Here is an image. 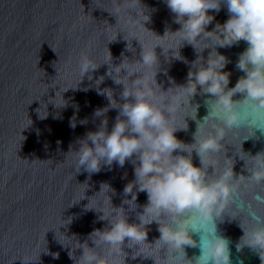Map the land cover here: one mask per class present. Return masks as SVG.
Here are the masks:
<instances>
[{
	"label": "water",
	"instance_id": "obj_1",
	"mask_svg": "<svg viewBox=\"0 0 264 264\" xmlns=\"http://www.w3.org/2000/svg\"><path fill=\"white\" fill-rule=\"evenodd\" d=\"M208 14L213 19L204 30L209 32L215 31L216 24H223L228 15L223 4L218 12L208 10ZM179 28L164 0H121L120 3L116 0H0V264H74L82 249L71 248L70 244L87 243L93 247L88 234L108 226L106 219H98L102 213L86 210L89 207L105 213L112 206L121 207L128 223H138L137 216L147 202L146 194L137 193L135 207L122 203L128 198L123 194V187L134 179L133 165L126 160L123 167L113 163L111 170L102 167L99 172L89 174L83 167H75L71 153L67 152L69 145L73 151L78 149L77 139L87 131H95L100 123V117H93V110L106 106L108 100L96 94L97 87L110 89L112 99L118 104L124 102L120 96L123 85L113 82L112 76L117 74L111 69L122 60L125 65L139 62L142 48L151 50L156 45L153 49L156 65L150 71L156 72L155 81L161 92L184 84L191 63L201 58L204 64L213 48L228 61L222 71L229 73V88L244 75L234 65L246 42L241 40L220 47L212 45L222 42L218 37L206 41L198 35L196 39L200 40L194 42L195 50L191 44L180 41L182 33L165 32ZM180 42L178 51L183 59L177 60L172 53ZM82 57L97 67L81 77ZM118 75L126 76V70L121 68ZM139 75L134 72L127 76L128 82ZM98 77H103L99 84ZM84 88L88 90L83 91ZM197 92L189 99V105H193H185L170 122L171 127L186 124V128H178L173 133L184 144L194 142L196 123L207 114L205 99L210 98L209 94L199 93V86ZM241 98L240 93L232 97L233 100ZM64 101L66 105L61 106ZM74 113L77 124L70 128L69 117ZM117 114L118 108H109L105 113L107 130H111ZM84 118L87 123L80 124L78 121ZM243 138L234 133L222 138L220 152L202 156L205 165L211 161L222 169L232 159L234 178L249 175L246 167L255 158L247 155L264 151V136L257 130L253 137L241 141ZM176 154L174 151L173 155ZM179 154L189 155L183 151ZM191 161L201 167L195 150L191 152ZM205 173L212 176L213 166L208 165ZM102 183L114 191L105 192L107 186ZM255 190L264 195V184L249 185V192ZM253 205L264 216V206H256L254 202ZM70 218L71 222L67 223ZM220 219L216 221L217 230L230 241V258L235 261L239 257L243 264H264V251L260 252V259L256 251L246 246L239 252L235 250L243 235L241 227L246 233L249 231L247 218L228 207ZM145 227L147 242L152 243L160 235L157 224L153 222ZM73 234L75 241L71 240ZM190 236L194 242L198 241V234L190 233ZM247 242L245 235L241 243ZM137 247L122 245L127 254L125 264H162L160 256L163 258L164 248L158 254L155 247L149 249L143 244L136 250ZM138 252L152 257L141 254L133 258L132 253ZM184 252L185 259L191 260L199 254V249L184 246ZM52 253H58V258L53 259ZM68 253L72 254L71 258ZM177 255L180 264H189L183 259L182 250ZM116 259L122 264V257Z\"/></svg>",
	"mask_w": 264,
	"mask_h": 264
},
{
	"label": "clouds",
	"instance_id": "obj_2",
	"mask_svg": "<svg viewBox=\"0 0 264 264\" xmlns=\"http://www.w3.org/2000/svg\"><path fill=\"white\" fill-rule=\"evenodd\" d=\"M120 2L121 0H116V3ZM164 2L173 14V22L180 25L175 32L167 29L165 32L182 33L180 41L191 44L195 50L194 42L200 40L196 39L198 35L206 41L218 37L222 42L212 45L220 47L231 46L241 40L246 42V47L239 53L234 65L244 75L229 88V73L222 71L228 61L213 48L204 64H201V58H196L191 63L184 84L161 92L155 81L156 72L150 71L156 65L153 52L156 45L151 50L142 48L139 62H127L125 65L122 60L111 69L117 74L112 76L113 82L123 85L120 96L124 102L118 104L112 99L110 89L97 87L96 94L103 95L108 100L106 106L93 110V117H100V123L95 131H87L82 138L77 139L78 149L73 151L69 145L67 153H71L75 167H83L89 174L99 172L102 167L111 170L113 163L117 167H123L128 160L133 165L134 179L124 185L122 191L128 198L122 203L135 207L136 195L141 191L146 194L147 202L137 216L138 223H128L121 207L111 205V210L106 213L97 208H86L100 211L102 215L98 219H106L108 226L93 229L88 234L87 239L92 241L93 247H88L87 243L70 244L71 248L82 249V254L74 260V264H121L117 257H122V264H125L127 254L122 250V245L127 248L136 245L138 250L143 244L148 245L149 249L155 247L158 254L161 248L165 249L163 258L160 256L162 264H180L177 254L182 250L185 259L184 246L199 249L198 255L191 260L185 259L189 264H243L239 257L235 261L230 258V241L217 230L216 221L221 220L220 217L228 207L236 209L238 216L248 220L247 233L239 223L243 235L235 244V250L239 252L246 246L256 251L260 259V252L264 251V216L253 205L254 202L256 206H264V195H261L260 190L249 192V185L264 184V151L254 156L247 155L255 158L246 167L250 174L237 175L235 178L232 159L231 164L222 169L216 168L211 161L205 165L202 160L204 155L220 152V141L228 134L243 135L241 141L253 137L257 130L264 136V0ZM221 4L226 7L227 19L223 24H216L215 31H205V26L213 19L208 10L218 12ZM206 33L212 35H205ZM181 42L172 53L177 60L183 59L178 51ZM96 67L82 57L81 77ZM121 68L126 70L124 77L118 75ZM134 72H139L140 75L129 83L127 76ZM106 74L110 75L111 72ZM102 80L103 77H98L96 83L99 84ZM169 81L171 83V78ZM197 86L199 93L209 94L210 98L205 99L207 114L199 120V124L196 123L194 142L184 144L173 133L178 128H186V124L184 127H171L170 122L185 105H193H189V99L198 94ZM82 90L87 91L88 88ZM237 93L242 94V98L233 100L232 97ZM65 105L64 101L61 106ZM109 108H118L110 131L107 130L105 116ZM196 108L195 104V112ZM78 122L85 124L87 118ZM76 124L74 113L69 117V127L75 128ZM205 128L211 131L202 132ZM193 150L199 157L201 167L192 164ZM174 151L177 152L176 155H173ZM180 151L189 155L182 156ZM239 157L245 162L243 157ZM208 165L213 166L212 176H206L205 169ZM241 177L245 179H239ZM101 185L107 186L105 192L112 190L107 183ZM70 222L71 218L67 223ZM153 222L157 224L160 235L152 243H148L145 226ZM190 233L198 234V241L194 242ZM245 235L249 242L241 243V238ZM76 239L73 234L71 240ZM141 254L144 256L142 252L136 255L132 253V256L134 258ZM52 257L58 258V253H52Z\"/></svg>",
	"mask_w": 264,
	"mask_h": 264
}]
</instances>
